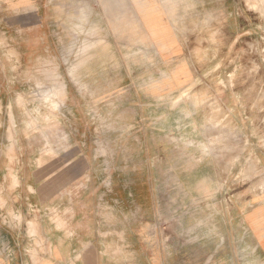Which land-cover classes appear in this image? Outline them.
Masks as SVG:
<instances>
[{
	"label": "rangeland",
	"instance_id": "obj_1",
	"mask_svg": "<svg viewBox=\"0 0 264 264\" xmlns=\"http://www.w3.org/2000/svg\"><path fill=\"white\" fill-rule=\"evenodd\" d=\"M150 1L166 49L137 0H0V135L26 137L52 182L83 134L97 190L141 186L145 262L167 246L187 264H264V0ZM36 211L2 212L6 244Z\"/></svg>",
	"mask_w": 264,
	"mask_h": 264
},
{
	"label": "crops",
	"instance_id": "obj_2",
	"mask_svg": "<svg viewBox=\"0 0 264 264\" xmlns=\"http://www.w3.org/2000/svg\"><path fill=\"white\" fill-rule=\"evenodd\" d=\"M40 18L37 11L36 28L40 35L36 43L40 59L44 60L48 44L46 25ZM8 23L12 25V20ZM165 23L172 27L170 21ZM71 139L75 141L72 152H58L61 157L68 153L72 160L70 168L66 171L64 163H60L54 181L50 182L45 177V165L39 164L43 154L29 152L26 137L21 133L15 134L14 139L7 132L0 135V221L3 211L24 212L28 205L37 208L30 215L3 217L13 223L21 217L17 219L21 228L20 232L9 231L10 241L6 244L0 226V264H187L174 260L167 246H149L148 260H143L145 254L136 245L138 226L146 219L136 194L141 186L135 188L120 182V186L111 183L112 190H97L99 183L93 180L98 168L94 152L88 151L83 134L73 133ZM77 141L82 142L80 146ZM152 218L149 211V223L156 220ZM30 221L36 222L35 233ZM106 231L109 233L104 235ZM148 232L155 237V228ZM260 242L264 244V239Z\"/></svg>",
	"mask_w": 264,
	"mask_h": 264
},
{
	"label": "bare ground",
	"instance_id": "obj_3",
	"mask_svg": "<svg viewBox=\"0 0 264 264\" xmlns=\"http://www.w3.org/2000/svg\"><path fill=\"white\" fill-rule=\"evenodd\" d=\"M136 7L139 10L140 14L143 16V20L144 22L147 24V26L149 27L152 36L162 45V47H164L165 49L168 46H171V33L166 30L165 28H163L161 26V24L159 22H161V19L159 17V13L160 11L153 6V4L151 3L150 0H137L136 2ZM118 19V18H117ZM151 23H153L152 25H150ZM168 38V42H170L169 44H167V42L165 43V40H167ZM141 51V50H140ZM139 52V51H137ZM174 76L176 78H178L179 74H182L183 76H186V72L185 70L180 67L178 69H176L174 71ZM206 109V108H205ZM205 122V121H204ZM254 185V184H253ZM111 231V230H110ZM113 231V230H112ZM120 231V230H119ZM108 231L104 232V235L107 233ZM109 233V232H108ZM111 233V232H110ZM113 233H116L115 231ZM119 233V232H118ZM117 233V234H118ZM122 233V232H120ZM98 236V235H97ZM118 236V235H116ZM123 239V238H122ZM116 246V245H115ZM127 246V245H125ZM123 247V246H122ZM121 247V248H122ZM117 249V248H115ZM120 249V248H119Z\"/></svg>",
	"mask_w": 264,
	"mask_h": 264
}]
</instances>
